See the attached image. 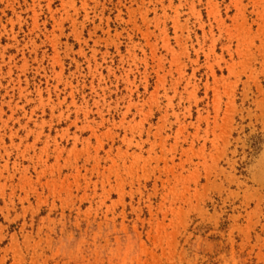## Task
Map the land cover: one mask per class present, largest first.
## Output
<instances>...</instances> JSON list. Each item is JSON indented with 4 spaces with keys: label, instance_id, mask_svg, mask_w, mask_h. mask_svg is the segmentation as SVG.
I'll return each mask as SVG.
<instances>
[{
    "label": "rangeland",
    "instance_id": "374dc122",
    "mask_svg": "<svg viewBox=\"0 0 264 264\" xmlns=\"http://www.w3.org/2000/svg\"><path fill=\"white\" fill-rule=\"evenodd\" d=\"M0 264H264V0H0Z\"/></svg>",
    "mask_w": 264,
    "mask_h": 264
}]
</instances>
